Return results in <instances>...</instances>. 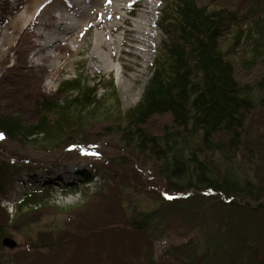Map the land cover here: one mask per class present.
<instances>
[{
  "label": "trees",
  "instance_id": "1",
  "mask_svg": "<svg viewBox=\"0 0 264 264\" xmlns=\"http://www.w3.org/2000/svg\"><path fill=\"white\" fill-rule=\"evenodd\" d=\"M262 1L247 0L241 12L244 9L230 0H162L158 27L164 38L152 73L140 100L118 113L117 118L101 110L107 94L118 100L113 79L103 87L107 92L100 94V87L89 84L81 75L64 79L54 95L36 103L38 117L34 121L26 120L22 113L0 112V133L7 140L40 151L87 144L83 129L88 123L104 124V131L118 133L123 146L162 178V192L148 189L161 204L177 199L169 201L166 194L196 190L201 193L203 200L198 202L203 207L211 205L210 198L219 193L220 204L214 207L219 204L220 209L233 214L232 224L241 225L242 232L235 233L229 243H209V247L206 243L168 245L167 254L157 259L150 243L158 231L151 224L152 216L164 213L165 205L148 213L131 211L127 217L122 213L131 231H148L146 241L137 243L135 237L127 243L124 233L122 242L126 243H102L101 251L108 255L102 264H264V132L251 135L253 130L258 131V123H253L255 114H264V97L257 98L264 93V71L259 79L249 78L254 68L264 66ZM246 21L251 25L247 31L242 25ZM232 31L233 40L225 47ZM33 34L34 29L26 34L29 43ZM237 46L251 54L240 58L238 73L231 57L238 52ZM2 89L12 92L8 86ZM62 151L76 153L71 149ZM1 155L0 194L7 195L16 179L25 184V174L49 168L45 164L31 167L33 162L12 161L7 152ZM124 161V157L119 159L120 167ZM114 163L81 172L78 185L63 192H75L80 185L79 190L87 192L85 184ZM143 180H147L145 176ZM32 182L14 217L0 207V241L11 230L20 229L18 226L27 221L26 215L51 198V186ZM238 212L245 216V224L235 219ZM63 234L62 230L55 243L69 248L72 254L69 243L61 240ZM49 241L28 243L26 249L6 257L0 254V264H39L38 252L48 249L52 245ZM0 247L3 248L1 242ZM73 254L77 255V251Z\"/></svg>",
  "mask_w": 264,
  "mask_h": 264
},
{
  "label": "rangeland",
  "instance_id": "2",
  "mask_svg": "<svg viewBox=\"0 0 264 264\" xmlns=\"http://www.w3.org/2000/svg\"><path fill=\"white\" fill-rule=\"evenodd\" d=\"M78 1L0 0V112L22 113L26 120L34 121L38 117L36 103L54 95L64 79H74L78 75L89 84L98 85L100 94L107 92L103 87H107L108 81L113 79L118 100L112 94H107L101 110H106L114 118L140 100L164 38L158 27L164 3L162 0H147L150 1L147 10L151 12L154 31L152 45L146 47L133 40V32L129 36L125 35L133 20L145 9L142 0ZM230 1L241 6L244 9L241 12L245 11L247 0ZM114 3L121 9L106 15L104 10ZM81 7L87 10V15L75 17L74 14ZM73 23L76 28L67 32L66 27ZM242 25L245 31L251 27L248 21ZM108 27L114 28L108 34V39H116L118 46V52L112 55V70L103 69L94 57L96 34L105 33ZM31 29H34V34L29 43L26 34ZM234 34L235 31H232L228 36L225 47L230 45ZM134 46L147 49L135 50ZM242 48H238V52L231 56L236 63L237 73L242 61L240 58L251 55L250 51L245 54ZM106 50L99 49L100 52ZM263 71L264 66H257L249 78L259 79ZM10 73L13 75L10 76ZM6 86L11 87L13 93L2 89ZM263 97L264 93L257 96L258 100ZM255 122L258 123L255 125L258 131L253 130L252 136L261 134L260 131L264 132V114H255L253 123ZM104 127V124L98 122L88 123L87 128L83 129L86 133L83 137L88 145L58 147L55 151H40L21 145L7 140L0 133L3 136L0 138V157L2 152H7L12 161L33 162L31 167L42 164L49 166L47 169L38 168L36 172L25 174V184L14 180L10 192L7 195L0 194V207H5L12 218L17 212V206L25 198V192L33 184L32 181L46 182V185L53 188L47 203L28 213L25 224L18 226L20 229L11 230L4 236L15 240L16 248L9 249L2 243L4 237L1 239L4 248L0 247L2 257L26 249L28 243H44L47 239L52 244L48 248L50 249L58 242L57 237L63 230L65 234L61 240L69 243L72 254L69 248L56 244L57 247L50 250L40 249L37 257L39 264H102L108 259V255L101 251L102 243H126L122 242L124 233L128 236L127 243H132L135 237L138 239L137 243L146 241L143 240L148 231H131L122 220V213L124 217L131 211L148 213L147 211L159 209L162 205H165L162 206L165 212L154 214L151 223L153 228L158 229L150 240L157 259L167 254L170 249L168 245L206 243L209 247V243H229L230 238L237 235L235 233L242 232L239 230V223L232 224L230 216L233 214L220 209L219 193L210 198L208 203L211 205L203 207L198 202L203 200L200 199L201 193L196 190L171 192L166 194L169 198L166 197L167 200L177 199L161 204L157 196L148 189L155 188L162 192V178L155 174L150 165L143 164L139 157L123 146L118 133L104 131ZM64 149L65 152L71 149L76 153L67 154L62 151ZM123 157L125 161L120 167L119 159ZM110 161L115 162L113 166L105 172L101 171L104 173L100 172L93 179L87 186V192L80 191L81 185L75 192H63L64 189L78 185V175L81 172H93L97 166ZM144 176L147 180H143ZM217 202L218 207H214ZM234 215L238 222L246 223L242 213ZM52 249L58 250L51 253ZM73 251H77V255ZM74 257H77L76 261Z\"/></svg>",
  "mask_w": 264,
  "mask_h": 264
},
{
  "label": "bare ground",
  "instance_id": "3",
  "mask_svg": "<svg viewBox=\"0 0 264 264\" xmlns=\"http://www.w3.org/2000/svg\"><path fill=\"white\" fill-rule=\"evenodd\" d=\"M80 1V0H79ZM78 1V2H79ZM92 1V0H88ZM143 12H141L132 22V26L126 30L125 35L129 36L130 33H134L133 40L140 42L142 45H146V47H151L152 45V36H153V23L151 18V12L150 10H147L150 5V1L142 0ZM106 1L103 2L105 4ZM141 3V2H140ZM138 3V4H140ZM136 4L133 3V6ZM118 9H121L120 6H117V4H111L107 9L104 10L105 14L108 15L112 12H117ZM75 17L79 16H86L87 10L81 7L77 13L74 14ZM51 24H49L50 26ZM54 25V24H52ZM60 26V25H58ZM75 23L68 25L66 27L67 32H70L72 29L76 28ZM114 28L108 27L107 30H105V33H97L96 34V41H95V59L100 64V66L105 70H112L113 67V54L117 53L118 46L116 45L117 40L116 39H108V34L112 33ZM123 41V40H122ZM106 48V52H100L99 49ZM135 50H142L145 51L147 48H143L140 46H134ZM118 60H120V57H118Z\"/></svg>",
  "mask_w": 264,
  "mask_h": 264
},
{
  "label": "water",
  "instance_id": "4",
  "mask_svg": "<svg viewBox=\"0 0 264 264\" xmlns=\"http://www.w3.org/2000/svg\"><path fill=\"white\" fill-rule=\"evenodd\" d=\"M2 243L3 245L9 247L10 249H14L17 247L16 241L11 239L10 237L3 238Z\"/></svg>",
  "mask_w": 264,
  "mask_h": 264
},
{
  "label": "snow or ice",
  "instance_id": "5",
  "mask_svg": "<svg viewBox=\"0 0 264 264\" xmlns=\"http://www.w3.org/2000/svg\"><path fill=\"white\" fill-rule=\"evenodd\" d=\"M0 138H3L2 134H0Z\"/></svg>",
  "mask_w": 264,
  "mask_h": 264
}]
</instances>
